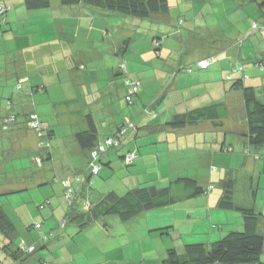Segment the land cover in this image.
<instances>
[{"label": "crops", "instance_id": "0c3cea01", "mask_svg": "<svg viewBox=\"0 0 264 264\" xmlns=\"http://www.w3.org/2000/svg\"><path fill=\"white\" fill-rule=\"evenodd\" d=\"M169 2L168 17L162 23H156L149 19H132L124 15L107 12V10L102 11V14L99 12L101 15H96L94 14L95 10H91L90 8L86 10L88 14L82 11L78 15V18H74L77 17L76 15L71 20L72 25L68 28L71 31L75 20H78V23L82 25L88 19H92L93 27H96L95 31L97 29L101 31L104 22L98 23V19H102L103 17L109 18L108 22L112 25L111 33H114L116 36L121 33L125 37L121 47L117 46L116 49L111 48L109 50L114 54L113 62L115 63H118L117 60L120 61L121 59L120 62L124 60L117 55L118 51L122 47L127 48V44L131 42L135 35L143 34L147 42L153 46V49L157 47L156 49L158 50H160V45L155 46L156 38L158 39L162 34L166 35L162 40L164 42L166 39V55L168 48L175 49L179 47L176 49V53L170 54V59H166L167 71L170 73L166 74V65L163 64L161 70L165 72V75L159 77L157 82L153 81L150 85L146 84V81L150 80L147 71H153L156 66L144 65V69L140 67L139 70L145 71L135 73L138 69L132 66L126 58V65L131 70L129 74L138 78L141 85H145L146 87L142 96L138 94L134 104L136 105L135 110L131 114V119L135 120L139 125L138 130L136 132L132 131L125 136L124 145L121 146L122 150L120 153H123L129 147L138 146L142 155L133 164L135 173L132 174L130 172L133 177H136V180H131L130 183L127 182V187L124 185L126 181L124 184H120L119 187H109L107 182L109 183L111 180L110 177L112 175L110 172H105L102 178L100 176L95 177L94 188L90 194V200L93 204H97L104 197V194L109 191L122 194L130 186L157 184L153 180L165 173H174L170 179L181 178L190 170L187 169L186 154L188 148H191L192 142L196 147L199 145L206 147L209 144L212 146L213 151L205 149L208 154H211L208 155L207 166H211V162L215 160V158L209 159V157H216L219 155V152L221 154L240 153L242 155L240 170L249 173L247 179L252 186L256 181L258 183L260 180L261 183L264 174V144L252 145L249 143L243 93L239 89L232 88L231 82L225 80V77L232 66L240 61H245L246 72L250 76L248 81L258 87L260 94L264 98V70H260L254 64L256 59L264 60V44L257 45L253 41L254 36H258L259 33H263L261 35L264 37V29L260 25L257 28H254L252 25L253 22H264L262 9H260L258 2L252 0H169ZM6 3L8 5L11 4L10 2ZM52 8H54L52 14L56 18L64 17V15L55 13L57 9L62 13L69 12L67 7H62L58 3V0L53 1ZM10 9L8 20L11 22L7 25V28H10L9 25H12L17 32L13 34L9 29L4 28V24H0V87L5 86L4 88H0V102L7 100L5 97H11L14 104L13 108L19 113V118L8 131H4L8 135H4L5 138H9L11 143L18 141L19 148L30 153V156L33 158L34 155L41 152V148L37 133L28 126L25 116L35 109L39 112L41 118L46 116L42 113V105H37L31 99L32 97L29 94L31 87L34 86V80L39 77L40 80L37 83H44L40 86L46 85V90L48 91L49 88L57 84V80L60 82L56 74L66 71L72 66L66 65L58 57L53 56L54 51H51L52 47L48 45V42L38 43L35 35L30 36L29 34L31 33L29 31H20L19 22L21 20L15 17L17 12L13 7H10ZM25 10L28 11L27 15L30 20L36 16L34 11L27 10L23 4L18 8V11L21 12ZM256 13L257 17L255 18ZM234 17L237 19L236 21L233 20ZM179 18H183L184 21L180 22ZM0 21L2 20L0 19ZM60 31H64V28L61 27ZM100 31H96L97 34ZM64 33L61 32L62 35ZM91 33L90 31L88 36ZM108 37L110 36L106 35L100 38ZM169 39L175 41L173 47H171L170 42H167ZM156 54L158 56L161 55L160 52ZM204 59H211L212 63L206 68H201L198 66V62ZM25 63H28L33 68L38 67V69L34 70V78H32L33 75L26 73ZM155 70L158 69L156 68ZM18 79L24 81L23 83L27 81L33 82L30 85L29 92L24 91V93L20 94L16 91L14 94L11 93V90L15 89L14 87ZM3 80L5 81L2 82ZM66 80L68 81L63 84V89L64 95L68 97L73 91H70V78L67 77ZM120 90L123 93L122 96H125L126 87L124 78L117 82L114 81L113 84L110 83L108 87L102 88L101 95H98L100 96L98 101H95L96 98L89 100L91 103L90 112L96 114L100 138L114 134L123 118H128L120 117L115 112V105L121 96L115 95L114 91ZM58 94L60 95V99H54V102L62 101L63 93ZM9 95L11 96L9 97ZM75 97L76 95L73 93L69 99ZM66 99L68 100V98ZM143 100L145 103H143ZM218 102L225 104L226 117L205 119L179 128H170L164 125L166 121L172 119L177 114ZM61 104V108L58 106L59 110L57 111L60 117L58 121L61 123L69 122V115L65 117L64 114L73 111V106H64L63 102ZM146 107H149L150 111L156 113V116L150 112H146ZM159 119L163 123H159ZM84 124L85 127L82 130L88 128L85 117ZM52 130L53 138L54 136L56 137L57 133L54 129ZM16 136H18L19 140H14ZM188 137L193 138L187 139ZM186 139L189 141L186 142ZM66 145V149L70 153L72 152L71 147H74V151L80 153V160L76 162L77 167H75L74 162L75 156H72L69 161H65L67 164L64 162L56 164L53 170H48L46 173L39 170L28 173L25 176L9 179L8 181H0V192L12 189L28 190L25 193L19 191V200H11L14 204L16 203L15 207H17L18 211L11 209V213H7L16 225L15 231L12 234L13 240L20 235L27 242H34L37 245L35 255H31L28 258L23 256L22 260L16 261L2 249L8 243V238L0 233V256L4 258L6 263L43 264L42 262L45 261L47 264H162V259L166 254V242L163 240L164 237L159 236V240L157 236V232H159L157 230H160V228L171 225V232L174 233L177 229L182 230L185 227L184 224H191L195 227L198 223H201V227L206 229V231L198 237H194V233L190 235L191 238H195L192 239L193 241H187V236L180 238L181 245L178 248L179 250H182L184 244L188 242H197L195 240L211 242L213 236L219 238L231 230L242 228V216L240 220L237 214L230 212L235 209H223L219 205V198L223 195L224 190L223 193L217 191L218 195L214 196L211 192L215 189L216 185L211 182L209 183V178L205 180L201 179L202 183H199L200 179L197 180L195 178L199 185L203 184V187L207 188V190L210 186L212 188L203 194L184 198L173 205L166 206V210H147L128 221H122L118 217L119 222L116 216L112 217L109 215L99 219L103 224L106 223L105 226L97 224L98 220L81 231L74 224H68L72 228V232H77L75 234L79 237V240L72 238L69 234L70 231L60 234L54 231L52 235H49L48 239L42 240V232L32 227L33 222L39 220V218L35 217V207H31L34 201L38 202L42 198V188L38 190V187L51 176H66L76 171V169L82 168L87 162L85 153L82 152V149L75 141L70 145ZM228 147H232V151H226L225 149ZM63 148L64 145L62 146ZM53 156V153H51L50 162L55 161ZM232 156L225 157V162L227 160L230 164ZM115 157L111 156V159H115ZM116 160L118 161V159ZM118 162L115 165H118ZM150 168H154V171L148 172ZM171 169H175L176 171L167 172ZM215 170L214 172H217V167ZM228 172L230 171H226L225 173L227 174ZM107 173L110 175H107ZM218 179L224 189L223 182L227 178L224 175L218 174ZM58 184V182L53 183V187H56V191L53 188V198L52 196L47 197L51 201L53 200L54 204L51 203L52 208L50 212L45 218L44 216L42 218L45 220L42 227L45 232L54 227L53 222L55 218L64 217L67 207L64 188L61 184ZM11 185H15L16 187ZM193 199L197 200L195 208H180V205L184 203H193ZM198 203H203V206L198 208ZM248 206L256 210L252 205ZM172 207L177 212V215L173 217L174 219L170 214V211L173 209ZM154 211H159L160 213L157 214ZM256 211L263 214L260 218L259 229L264 234V204L259 206V209ZM14 212L19 213L21 222L20 219L17 221ZM150 213L154 214L150 216ZM106 217L107 219L111 217L113 225L107 223ZM18 223H24V225H19L18 227ZM19 231L22 234L18 233ZM86 231L97 236L95 238L96 242L92 240L94 244L81 238L84 235L82 233H87ZM208 232L209 236H207ZM93 245L99 250V256L98 253L96 254L91 249ZM258 264H264V252Z\"/></svg>", "mask_w": 264, "mask_h": 264}, {"label": "trees", "instance_id": "16d2710c", "mask_svg": "<svg viewBox=\"0 0 264 264\" xmlns=\"http://www.w3.org/2000/svg\"><path fill=\"white\" fill-rule=\"evenodd\" d=\"M23 5L27 10L34 11L36 16L30 20L32 23L30 26H26L24 21H20L19 30L20 31H29L31 34H39V32L47 33L49 35L54 34L52 38L47 36V39L42 42H48V45H51V51H54L53 56L58 57L62 62H65L66 65L72 66L68 70L63 72H58L59 80L63 77L71 78L75 76V71L79 68V56L82 55V52H89L86 48H80L83 45L76 44L79 41L78 35H73L70 29L66 30V27L63 26L66 22L73 20V17L82 13L88 14L86 10H95L94 14L101 15L107 10V12L113 14L124 15L132 19H149L150 21H155L156 23H162L166 21L168 17V10L170 8L169 0H58V3L62 7H67V12H61L59 9L55 10L56 14L64 15V17L56 18L53 16L54 8H52L54 0H22ZM258 2L260 9L263 11L264 18V0H252ZM9 0H0V21L1 25H5L4 28L12 31L13 34L17 32L12 25H9L10 28H7V25L11 21L8 20ZM98 9V10H97ZM38 12V13H37ZM101 14H100V13ZM39 15H44L40 17ZM40 18V19H36ZM180 22L184 21L183 18L178 19ZM36 25L33 29L31 27L34 24ZM78 23V20H75L74 24ZM72 24V23H71ZM81 25V24H80ZM85 25V24H84ZM87 28L86 32L83 33L84 41L86 44H95L96 40L91 39V35L88 36V33L95 29L96 27ZM253 27L257 28L259 25L264 29V22H253ZM86 26V25H85ZM61 27L64 28V31H60ZM60 29V30H59ZM102 30V29H101ZM180 30V28H179ZM76 31V30H75ZM96 31H100L97 29ZM61 32H65L64 35ZM58 33L59 38H65V42L58 43V39L55 34ZM92 34V33H91ZM38 37L37 35H35ZM163 34L156 38L155 46H161ZM52 41V42H50ZM40 42V43H42ZM99 44H96V46ZM157 47H155V50ZM161 48V47H160ZM91 54V53H89ZM106 60L113 61L114 54L109 52V54H104ZM76 57V58H75ZM92 56L87 57V59L92 61ZM108 59V60H107ZM112 63V62H111ZM245 61H240L236 63L230 71L227 73L225 80L231 82V87L239 89L242 91L244 96V104L246 111V120H247V135L249 143L252 145L264 144V98L260 94V90L254 84H251L249 80V73L246 72ZM254 64L260 69L264 70V60L256 59ZM84 67V64L81 65ZM119 71L124 75V84L126 87V93L124 99L129 105H134L135 100L139 94V86L141 85L140 80L129 74L130 69L128 65L122 60L118 65ZM28 73V72H26ZM67 76H64V75ZM117 74V72H115ZM115 82H117L119 79ZM109 82L113 84V80ZM122 79V78H121ZM40 78H36L33 83V87L30 86V82L27 81V91L29 92L30 97L34 103L39 104L36 100L38 93L46 90L45 86H40L44 83H37ZM18 82L15 84V89L11 90V93L14 94L16 91L19 92L25 83L24 81L18 79ZM104 87H108L104 83ZM134 87L137 88L136 91L130 92ZM45 88V89H44ZM44 89V90H43ZM47 91V90H46ZM20 94L22 92H19ZM24 93V92H23ZM130 95L128 99L127 96ZM11 95H9L10 97ZM7 100L0 102V135H4V131L8 129L18 121L19 113L14 110V104L10 98L5 97ZM144 110V108H143ZM146 112H150L152 115L156 116V113L149 110V107L145 108ZM227 111L225 104L223 102H218L214 104L204 105L202 107L193 108L185 113L177 114L172 119L165 122L166 127L170 128H179L185 127L188 124L197 123L205 119H217L226 117ZM26 123L28 126L35 130L37 133L39 146L43 147L47 144V139L51 138L53 135V128L49 125H46L45 121L40 117L39 112L35 109L28 113L25 116ZM85 119L88 124V128L85 130L77 131L74 133V140L82 149V152L85 153L87 157V162L82 168L76 169V171L66 175H53L43 184L48 183H61L62 180L70 177L73 181L72 185H67L64 188V196L66 202V210L64 214V221L62 223H71L78 228L79 231L84 229L87 226H90L94 222L98 221L101 217L109 215H117L122 221H128L141 212L152 210V209H162L166 206L173 205L181 201L184 198L197 196L208 191L212 186L204 188L199 185V183L190 177H181L174 181L168 183H163L161 185L157 184H143L137 185L129 188L124 193L120 194L115 191H109L104 194V197L97 203L93 204L90 200V194L94 188L95 177L99 176L101 172L105 171L107 168L113 167V159L111 156H115L112 153L115 152L119 154V164L124 167H129L134 164L136 159L142 155L140 148L135 146L133 148H127L123 153H120L124 145V138L132 131L138 130V124L135 120L131 118H123L121 124L117 127L114 134L106 135L104 138H100V134L97 127V118L96 114L93 112H88L85 114ZM160 123V122H159ZM163 123V122H161ZM107 138H112V142L107 143ZM103 144L105 147L100 149L99 145ZM232 147H228L226 151H232ZM119 150V151H118ZM51 151L48 150L47 153L41 155L40 152L36 155L30 156V160L38 166V170H41L45 165H49L51 162ZM0 154L1 150H0ZM131 155V157H130ZM1 156V155H0ZM116 157L114 160H116ZM5 160V159H4ZM50 162V163H49ZM12 164V163H11ZM19 165L13 164L14 168H17ZM98 168L95 171V168ZM23 168V170H22ZM13 169L10 163L4 162L0 164V178L6 176ZM21 170L20 176H25L28 173H33L35 171L27 170L24 167H19ZM43 173L48 172L47 169L42 170ZM19 177V176H17ZM15 177V178H17ZM14 179V177L6 179ZM235 179L227 178L223 182L224 193L219 198V205L223 209H236L240 211L242 216V228L234 229L228 233L223 234L219 238L211 242H188L184 244V248L179 250L176 246H169L166 249V254L162 259V264H258L261 261L263 252H264V234L259 229L260 218L262 217L261 212H257L254 208L250 206H242L234 201V188H235ZM1 191V190H0ZM22 190H5L0 192V194H8L9 192H18ZM88 201L90 206L85 208V202ZM45 218V217H44ZM60 219V218H59ZM67 220L69 222H67ZM43 221H45L43 219ZM45 222L34 221L32 227L37 231L42 232V240L49 238V235L54 233L56 224L53 228H50L47 232L43 231V226ZM63 225V224H62ZM16 225L14 221L9 217L7 211L0 206V233L8 238V243L3 246L4 252L14 258V260H22L23 256L29 257L36 254L37 245L36 243H29L24 238H21L20 243L15 244L12 234L14 233ZM169 233L171 232L172 226H165L160 228V231L165 230ZM1 255V254H0ZM24 260V259H23ZM43 264H47L42 262ZM0 264H9L4 261V258L0 256Z\"/></svg>", "mask_w": 264, "mask_h": 264}, {"label": "rangeland", "instance_id": "374dc122", "mask_svg": "<svg viewBox=\"0 0 264 264\" xmlns=\"http://www.w3.org/2000/svg\"><path fill=\"white\" fill-rule=\"evenodd\" d=\"M9 2L11 3L9 5L10 7H13V9L17 12V15H15V17H17V19L24 21L26 26H30L32 23H30V19L28 17V11H18V8L20 7V5H22L23 1L22 0H9ZM40 17H44V15H39ZM111 17V16H110ZM257 17V13L255 15V18ZM36 19H40V18H36ZM234 21H236L237 19H235V17L233 18ZM104 22V26L102 28V30L100 31L99 34H97V32L93 29L91 32V39L93 40V38L96 40L95 44L91 43V44H86V41H84V37H83V33L86 32L87 28H91L92 27V19H88L85 21V25L84 22L82 25L80 24H73V29H72V33L73 35H78L79 37V41L76 42V44H81L83 45L80 48H86L88 49L87 52H82V55L79 56V68L75 71V76L70 78V91H73L71 94L67 96L64 95V85L66 81V78L63 77L61 79V81L59 82L57 80V84L54 85L52 88H49L48 91H43L38 93L36 96V100L39 104H43L42 105V109L43 110V114L46 117H43L42 119H44L46 125L51 126L55 131H56V137L54 136L53 138H49L47 139V144L44 145L43 147L40 146L41 148V155H44L45 153L48 152V150H50L53 153V157L54 160L53 162H51L49 165H45L41 170H53L54 166L57 164H60L62 162L66 163L65 161H69V159L72 158V156H75V167H77L76 162L77 160H80V153H77L76 151H74V147H71L72 152L70 153L66 148L67 145L72 144L75 140L74 138V133H76L77 131H81L82 129H84L85 124H84V117L85 114L88 113L90 111V107H91V103L89 102V100L91 98H96L95 101H98V99H100L101 95V89L102 87H104V83L106 85L110 84V80L114 79L115 77L118 78L120 81L121 78L124 77L123 74H121V72L119 71V63H121V59L120 61H118V63L113 62L111 60L105 61V55L104 54H109V50L112 48L121 47L123 45V40L125 39V37H123L120 34H118V36H116L114 33H111V28L112 25L111 23H109V18L107 19V17H103L102 19L99 18L98 19V23L100 22ZM36 25H40V24H34L31 29H33ZM71 23L70 22H66L63 26L66 27V30L68 28L71 27ZM241 25V24H240ZM87 27V28H86ZM0 30H1V25H0ZM76 30V31H75ZM125 34V33H123ZM263 33H259L258 36H254L253 41L256 42L257 45L263 43L264 44V37L261 35ZM1 35V33H0ZM30 36L32 35H37V42L40 43L44 40L47 39V36H49L50 38H52L54 36V34L49 35L47 33H43V32H39V34H29ZM109 35L110 37L108 38H100L101 36H106ZM55 36L58 38L56 39L58 43L61 42H65V38H59L58 33L55 34ZM100 38V39H99ZM2 40V37H1ZM48 40V39H47ZM30 42V40H28ZM52 42V41H50ZM167 42L171 43V47L174 46L175 41L173 39H169L167 40ZM122 43V44H121ZM96 44H99L96 46ZM246 44V43H245ZM253 44V43H252ZM251 44V46H252ZM151 47V48H150ZM160 50H155L153 49V46H151L148 42L146 37L143 34L140 35H135L131 42L127 44V48L122 47V49H120V51H118V56L122 57V59H124L123 61L126 63L128 59V61L132 64V66L136 67V69H138L137 72L135 73H139V72H143L145 70H139V68H143L144 65H149L151 67L156 66V68L158 70H155L156 68H154L153 71H147V74L149 75V79L146 81L147 85H150L153 81L157 82V79L161 76L165 75V72H163L162 69V65L165 64L166 65V74L170 73L168 72V67L166 64V59H170V54L171 53H176V49H178L179 47L174 48H168L167 49V55H166V39L164 40V42L161 43L160 46ZM152 49V50H151ZM160 52L161 55H157L156 53ZM91 53V54H89ZM154 55V58H153ZM92 56V61L87 59V57ZM125 57V58H124ZM76 58V57H75ZM112 62V63H111ZM84 64V67H81V65ZM130 67V64H129ZM25 68L27 69L28 75H33L34 70L38 69V67H30L28 63H25ZM144 69V68H143ZM152 69V68H150ZM115 72H117V74H115ZM131 73V70H130ZM59 74H56V77L58 78ZM35 76L33 75L32 78H34ZM59 79V78H58ZM34 80V79H33ZM117 79H114L113 81H116ZM5 80H3L2 82H4ZM30 85H31V81H30ZM27 86H29V84H24L23 88L19 91V92H24L27 91ZM5 87V86H4ZM4 87H0V88H4ZM145 85H140L139 88V94L140 96H142V93L145 91ZM115 95H120L121 97L118 99L116 105H115V112L117 114L120 115V117H128L131 118V114L134 112L136 105H129L126 100L124 99V96L122 91H114ZM58 93H63L62 96V101L59 102H54L55 100H59L60 99V95ZM75 94L76 97L75 98H71L69 99V97L72 94ZM96 96V97H95ZM68 98V100L66 99ZM149 99V98H148ZM63 102L64 106H73V111H69V113L67 114V112L64 114L65 117H67L69 115V122H65V123H61L59 122L58 118L59 115L57 114L58 106H60L61 108V103ZM143 103L144 100H143ZM150 103V102H147ZM140 104V102H139ZM141 105V104H140ZM49 109V110H48ZM159 122L160 119H159ZM5 135H8L7 133ZM5 135H0V150L1 153L0 154V164H3L4 162L10 163V165L12 166L13 169L9 170L10 172L7 173L6 176H2L0 178V181L6 180L8 178L11 177H17L20 175H23L24 173H20L21 170L19 171V167H24L27 170H31V171H37L38 170V166L35 164V162L33 163L30 160V153L25 152L24 150L19 148L18 145V141H14L11 143V141L9 140L8 137L5 138ZM2 136V137H1ZM229 136V135H228ZM18 136L15 137L14 140H19ZM189 138H193V137H188ZM186 139V142L189 141ZM10 142V143H9ZM64 145V148L62 149V146ZM194 146V147H193ZM19 148V149H18ZM205 149L211 150L213 151L212 146L209 144L208 146H204V145H199L196 147V145L191 144V148H188V152L186 154V161L187 163V169L189 170V172L187 174H184L182 177H192V178H196L197 180H199V183L202 180L208 179L209 178V183L211 182L212 184H215L216 187L214 190H212V194L214 196L218 195L217 191H220L223 193V187L220 184V180L218 179V174L219 175H224L226 178H234L236 180L237 183H235V188H234V201L236 203H238L239 205L242 206H248V205H252L253 207L257 209H259V206L264 204V174L260 183V180L255 182V184L252 186L250 181L247 179L248 176V172L245 171H241L240 170V164H241V158L242 155L238 152L233 153H229V154H221L219 151V155H217L216 157H209V159H213L215 158V160H213L211 162V166H207L206 164L208 163V154L207 151ZM119 151V150H118ZM113 155L117 156L119 158V154L113 152ZM231 156L232 157V162H230V164L227 162H225V159L227 158V156ZM226 157V158H225ZM116 158V159H118ZM5 159V160H4ZM119 160V159H118ZM73 162V163H74ZM113 164H115L116 162H118L117 160L113 159ZM12 163V164H11ZM13 164H17L19 166H17V168L13 167ZM228 165V166H226ZM134 165H131L129 167H124L122 164H118V165H114L111 168H107L105 171L100 173V178H102L104 176L105 172H110L111 173V180L109 181V183L107 182V184H109V187H119L120 184H124L125 181L126 183L124 185H127V182L130 183L131 180H136V177H133L132 174L135 173V170L133 169ZM217 167V172L216 171ZM23 170V168H22ZM154 168H150L148 169V172H153ZM176 171L175 169H171L168 170L167 172H174ZM226 171H230L227 174L225 173ZM126 172V173H125ZM132 174H131V173ZM197 173H201V174H197ZM169 174V175H168ZM165 173L163 175H160L159 177H156V179L153 180V182L156 181L157 184H162V183H168L170 181H174L175 179H170L172 177V175H174V173ZM107 175H110L109 173H107ZM233 175V176H231ZM170 179V180H169ZM57 181H61L62 185H64L63 187H66L67 185H72L73 181L75 182L76 180L73 179V181H71L70 177H67L66 179H64V181L62 180H57ZM208 183V182H207ZM60 184V183H59ZM58 184V185H59ZM201 186H203V184H200ZM16 187L15 185H11ZM58 187V186H57ZM133 186H130V188ZM42 188V198L40 200H38V202L34 201V204L31 205V207H35V217L39 218V220L37 222H43V216L45 217L51 210L52 208V204H54V201L50 198V197L54 196V190L56 191V187H53V183L48 181V183L42 184L38 187V190ZM54 188V190H53ZM35 189V188H34ZM28 191V190H27ZM27 191H22V193H25ZM20 192H9L8 194H0V206L2 208H4L8 213H11V209H14L15 211H18L17 207H15V204L11 201L12 199L19 200L20 198ZM19 197V198H18ZM196 202L197 200L193 199V203L188 204V203H184L183 205H180V208H186L188 207L189 209L195 208L196 207ZM37 206V207H36ZM201 206H203V203H198L197 207L200 208ZM173 208V207H172ZM12 210V211H14ZM159 210H166L165 208L159 209ZM230 210V209H228ZM259 211V210H258ZM165 212V211H163ZM233 212V214H237V216H239L240 220H241V213L238 210H234V211H230ZM154 213H160L159 211H154ZM154 213H150V216H152L151 214ZM170 214L172 216V218L177 215V212H175L174 208L170 211ZM14 215L17 219V221L20 219L21 220V216H19L18 212H14ZM187 215V214H186ZM112 217H115L118 219L117 215H111ZM179 216V215H178ZM198 217V216H197ZM111 217H109L107 219V223L108 224H112L113 225V221L112 219H110ZM174 219V218H173ZM64 221L63 216H61L60 219H56L53 222L54 226L55 224L57 225L55 230L57 231L58 234L60 233H66V231H70L69 234L71 235L72 238H77L79 240V237H77V235L75 233L77 232H72L70 228V226H68L69 223H62ZM67 222H69L67 220ZM120 222V220H119ZM63 224V225H62ZM97 224H101L102 226H105L106 223H102L100 220L97 222ZM19 225H24V223H18V227ZM185 227H183L182 230L177 229L174 233L166 232L165 230H157L159 232H157V236L159 238L160 237H164L163 240L166 242V249L168 247V245L171 247L172 246H176L177 248L180 247L181 243L179 241L180 238L182 237H186L187 241H193L192 239L195 238H191L190 235H192L194 233V237H198L200 236L204 231H206V229H203L201 227V223H198L195 227L191 224H184ZM194 228V230H193ZM77 229V228H76ZM75 231V230H73ZM194 231V232H193ZM87 233H82L84 235H82L81 238H83L84 240H87L88 242H92L95 241L96 239V235H93V233H89L88 231H86ZM92 232V231H91ZM18 233L22 234L21 231H19ZM81 234V233H80ZM207 236H209V232L207 233ZM21 236H17V238L14 240L15 244L20 243L21 240ZM93 238V239H91ZM215 238L213 236L211 241H214ZM160 240V238H159ZM195 241H202V240H195ZM96 242V241H95ZM92 244H94L92 242ZM89 246V245H88ZM87 247V246H86ZM85 247V248H86ZM93 249V251L97 254L98 256L100 255L99 250L96 249V246L93 245V247L91 248ZM101 249V248H100Z\"/></svg>", "mask_w": 264, "mask_h": 264}, {"label": "built area", "instance_id": "2783aa9c", "mask_svg": "<svg viewBox=\"0 0 264 264\" xmlns=\"http://www.w3.org/2000/svg\"><path fill=\"white\" fill-rule=\"evenodd\" d=\"M210 63H211V60H209V59H204V60H202V61L199 62V65H200L201 67H207ZM136 90H137V88L134 87L132 90H130V92H134V91H136ZM127 98L129 99V98H130V95H128ZM112 141H113L112 138H107V143H108V142H112ZM99 147H100V149H103L105 146L101 143V144L99 145ZM130 157H131V155H130ZM97 170H98V168L96 167V168H95V171H97ZM89 206H90L89 202L86 201V202H85V208H88Z\"/></svg>", "mask_w": 264, "mask_h": 264}, {"label": "clouds", "instance_id": "9594fccd", "mask_svg": "<svg viewBox=\"0 0 264 264\" xmlns=\"http://www.w3.org/2000/svg\"><path fill=\"white\" fill-rule=\"evenodd\" d=\"M209 60H211V59H209ZM201 61H202V60H201ZM199 62H200V61H199ZM199 62H198V66L201 67V66L199 65ZM211 63H212V60H211ZM211 63H210V64H211ZM210 64H209V65H210ZM209 65H208V66H209ZM208 66H207V67H208ZM201 68H206V67H201Z\"/></svg>", "mask_w": 264, "mask_h": 264}]
</instances>
